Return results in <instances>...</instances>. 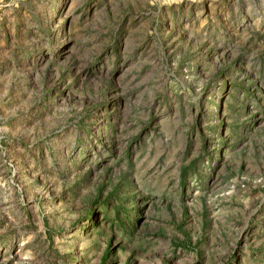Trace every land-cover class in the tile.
I'll return each instance as SVG.
<instances>
[{"label": "rangeland", "instance_id": "obj_1", "mask_svg": "<svg viewBox=\"0 0 264 264\" xmlns=\"http://www.w3.org/2000/svg\"><path fill=\"white\" fill-rule=\"evenodd\" d=\"M0 264H264V0H0Z\"/></svg>", "mask_w": 264, "mask_h": 264}]
</instances>
